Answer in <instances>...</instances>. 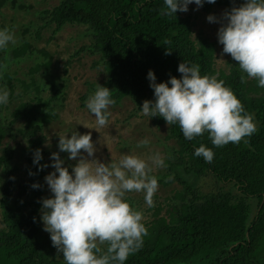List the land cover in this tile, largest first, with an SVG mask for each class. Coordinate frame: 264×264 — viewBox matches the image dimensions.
<instances>
[{
  "label": "trees",
  "instance_id": "obj_1",
  "mask_svg": "<svg viewBox=\"0 0 264 264\" xmlns=\"http://www.w3.org/2000/svg\"><path fill=\"white\" fill-rule=\"evenodd\" d=\"M8 1L13 2L0 0V7ZM242 3L215 0L201 9L209 12L217 5L228 11ZM164 10L163 0H59L42 11L43 26L51 24L54 31L64 24L84 27L88 44L81 49L98 56L93 64H100L105 75L100 85L111 90L116 102L128 97L139 110L143 100L153 98L147 71L152 70L159 83L169 75L179 78L177 65L187 61L198 64L201 75L223 80L256 126L240 142L214 147L207 133L189 141L177 125H167L162 117L149 118L155 126L166 124L167 137L175 144V153L165 160L172 179L164 178V185L176 181L181 188L166 196L164 205L149 208L152 217L142 221L147 230L142 247L124 264H264V88L247 78L232 59L227 70H216L214 42L204 35L192 36L191 16L179 11L164 15ZM28 48L31 45L23 38L7 53L21 56ZM38 51L45 59L34 71L42 74L51 56L44 48ZM46 83L30 81L26 88L32 87L34 96L14 107L9 122L0 116V142L11 138L13 122L19 123L15 132L30 152L43 142L40 132L57 118L56 106L64 98L52 84V93L44 97L41 90ZM88 85L94 91V85ZM0 86H6L11 101L12 88L1 70ZM4 106L0 105V113ZM200 144L212 150L211 163L193 155ZM12 154L5 144L0 153V170L5 174L0 187V264H64L49 234L41 229L39 201L49 197L44 194L45 169L37 171L34 156L28 158L29 185H18ZM33 183L39 187L33 188Z\"/></svg>",
  "mask_w": 264,
  "mask_h": 264
},
{
  "label": "clouds",
  "instance_id": "obj_2",
  "mask_svg": "<svg viewBox=\"0 0 264 264\" xmlns=\"http://www.w3.org/2000/svg\"><path fill=\"white\" fill-rule=\"evenodd\" d=\"M214 2L163 0V14L171 16L177 11H188L189 4L199 8ZM221 19L216 38L222 45V54H229L247 78L264 88V0H243L223 12ZM206 20L214 22L216 17L209 14ZM16 43L12 29L0 28V51ZM4 67L0 64V70ZM176 70L179 78L169 75L167 81L159 83L152 70L147 71L153 98L141 102V115L162 117L167 125H177L189 141L207 133L214 147L238 143L256 131L252 115L223 80L215 75H201L200 66L187 61H181ZM8 101L9 91L0 86V105ZM115 103L111 90L96 83L84 106L94 116L96 126L104 128L109 123V108ZM57 136L59 152L67 153V159L75 163L62 166L64 160L58 152L50 153L53 171L43 179L51 195L39 201L38 210L42 230L62 254L64 264H124L142 247L147 235L142 213L130 205L126 194L143 193L145 204L151 207L158 188V178L152 173L167 167L165 157L159 152L146 158L122 152L105 163L94 157L97 148L90 132L81 134L72 129ZM149 143L143 138L136 147H147ZM193 155L211 163L214 154L200 144ZM41 159L40 149L34 150L32 163L37 165V171L49 166L39 164ZM31 186L39 187L36 183Z\"/></svg>",
  "mask_w": 264,
  "mask_h": 264
},
{
  "label": "rangeland",
  "instance_id": "obj_3",
  "mask_svg": "<svg viewBox=\"0 0 264 264\" xmlns=\"http://www.w3.org/2000/svg\"><path fill=\"white\" fill-rule=\"evenodd\" d=\"M58 2L59 0H13V2L8 1L0 7V28L7 26L14 31L17 39L15 45L19 44L23 38L31 45V48L25 49L21 56L11 57V53H7L13 45H9L5 51H0V56L4 60H0L1 64L6 65L1 70L2 76L9 81L14 96L1 110V120L9 122L11 120L10 113L14 107L21 100H27L34 96L32 87L26 88L30 81H35L37 84L46 81L45 89L41 90L44 97H49L52 93V91L49 93L50 84L54 87L57 86L58 91L64 97L61 104L56 106L57 118L43 126L40 132L44 139L37 149H40L41 152V163L49 165L44 168L46 175L53 171L50 166L51 152L60 154L59 156L64 160L62 166L75 163V160L67 159V153L59 152L57 148V135L72 129L81 134L91 133V139L97 148L94 157L105 163L110 159L117 158L122 152L136 154L142 158H146L152 152H159L166 160L175 153V144L172 139L167 137V125L155 126L148 117L139 113L128 97H122L119 102L110 106L108 125L104 128L96 126L95 118L85 108L84 101L93 91L88 83H92L95 87L96 83H101L105 75L100 64H93L97 61L98 56L81 49L88 44L84 27L81 24H64L57 31H54V26L51 24L43 26L45 16L42 11L53 7ZM225 11L223 7L214 5L209 12H206L201 7L197 8L196 5L189 4L188 11L182 12L183 15L191 16L193 37L204 35L214 42L216 70H227L229 60L232 59L229 54H222V45L217 43L216 38L217 29L223 22L221 16ZM209 14L216 17L214 22L206 20V16ZM24 29L28 31L22 32ZM40 48H44L51 56L50 64L42 74L34 71L35 65L45 59L38 51ZM31 70L33 74L30 72ZM20 93L22 94L19 95ZM18 125V122L11 124L12 136L9 139H2L0 153L5 144L13 149L11 164L17 166L15 172L17 184L29 185V167L31 165L28 158L34 156V153L26 148L25 140L15 132ZM143 138L149 140V145L137 148V142ZM168 166L154 169L152 173L158 178V188L152 197V208L160 206V204L164 205L165 197L181 188L176 181L164 185V178L171 177ZM69 171H71L70 168ZM4 178L5 174L0 170V187ZM44 194L51 195L48 188ZM126 195L132 201L134 208L142 213V221H148L152 215L150 207L144 202L143 193L133 192ZM22 198H26V196L24 195ZM162 213H164L163 210Z\"/></svg>",
  "mask_w": 264,
  "mask_h": 264
}]
</instances>
